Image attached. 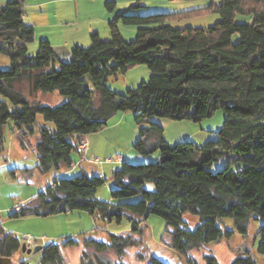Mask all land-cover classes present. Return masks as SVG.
<instances>
[{
    "label": "trees",
    "instance_id": "trees-1",
    "mask_svg": "<svg viewBox=\"0 0 264 264\" xmlns=\"http://www.w3.org/2000/svg\"><path fill=\"white\" fill-rule=\"evenodd\" d=\"M25 1L9 0L0 7V57L9 60V69L0 70V153L8 122L21 144L37 129L35 170L42 175L59 171L72 164L81 136L99 132L114 115L130 111L137 125L147 124L139 129L134 150L142 156L158 154L152 163H124L113 171L110 201L96 198L106 179L81 174L55 178L20 204L19 211L13 210L11 219L82 212L103 224L123 219L131 224L129 232L109 234L107 242L83 235L42 247L39 264H68L63 252L71 247L81 248L80 264H125L127 251L143 244L150 215L165 222L166 246L185 264H196L191 251L232 237L233 232L219 226L225 218L232 219L243 236L251 219L260 220L257 253L264 256V0L210 3L197 12H215L220 19L206 29L167 24L181 13L117 12L108 23L109 38L103 41L91 33L90 46L74 47L68 62L61 61L44 40L38 42L34 56L28 55L34 29L23 20ZM105 8L112 13L114 3L106 2ZM120 24L136 28L133 41L123 40ZM140 65L151 74L148 82L123 94L107 88L109 78ZM39 92H55L66 101L44 106L33 99ZM217 111L224 113L225 121L217 138L201 146L191 142L171 146L163 129L149 121L157 117L200 122ZM37 116L44 122L40 126ZM224 156H231V161L215 169ZM189 220L196 221L195 227ZM22 244L23 239L0 227V258L25 264L14 260ZM135 257L147 264H165L139 253ZM203 260L219 264L212 255ZM231 264L256 262L245 251Z\"/></svg>",
    "mask_w": 264,
    "mask_h": 264
},
{
    "label": "rangeland",
    "instance_id": "rangeland-1",
    "mask_svg": "<svg viewBox=\"0 0 264 264\" xmlns=\"http://www.w3.org/2000/svg\"><path fill=\"white\" fill-rule=\"evenodd\" d=\"M35 1L36 0H28L26 5L33 4ZM100 1L103 0H99V2ZM145 2L146 0H137L125 15L148 16L155 14L181 13L180 15H182V17L167 22V24L177 29H206L214 25L220 19L219 15L215 12H197L199 9L202 11L201 9L207 7L210 3H219V0H149L147 4ZM86 3L87 4L81 3V5L78 6V14L74 6L69 5L70 15L73 18L78 17V21H73L76 22L75 25H70L71 31L77 30L79 33L86 29L88 26L87 24H89L87 18L95 16V6L98 2L89 3L87 0ZM135 6L138 7L134 8ZM33 13L34 11H30L29 9V15H33ZM237 21L242 22L244 19L242 17H237ZM35 25L34 35L36 33L38 36L41 33L47 32L42 24L39 23ZM126 27L135 29V35L132 39L130 36H127V34H124L125 40H123L131 42L136 37V28L131 26ZM236 40L237 37H234L233 41L235 42ZM38 42H35L34 40L28 45L29 56L35 55ZM70 59L71 58L69 57L68 60L61 59V61L68 62ZM7 69H9V60L7 57L1 56L0 70ZM150 75L147 67L140 65L129 69L124 75H119L117 78H109L106 86L113 92L123 94L127 89H136L141 83L148 82ZM26 86L27 85L22 84L21 87L25 95L29 97ZM33 99L38 101L41 105L50 107L60 106L66 101L65 98L59 96L55 92H39L33 96ZM122 115H124L125 118L123 117L121 120ZM134 116V112L128 111L126 113H118L108 121L111 123L115 117L119 119V125L111 131V140L113 141V145H115V151L117 150V147H119L122 152H118L117 155L120 156L126 151L132 150L133 153L142 158L151 157L152 154L142 156L133 148L134 143L138 139L139 129L147 125L146 123L137 125L134 121ZM149 121L157 124L163 129V138L171 146L184 142H191L196 146H201L208 141H214L217 138L216 133L221 129L225 121V115L222 111H217L212 117L203 119L200 122L189 120L173 121L157 117H153ZM43 123L41 116H37L36 126H40ZM12 127V123L8 122L3 128L5 149L0 153V212L7 202L10 206H16L20 203H25L27 198L32 197V195L35 197L40 191L50 185L57 175V171H50L49 173L42 175L35 170L37 161L35 151L33 150L38 136L37 129L33 136L27 137L28 142L25 144V150H23L24 155H22V149L19 147L20 143H18L20 139L18 137V141V139L14 137V133L18 136L19 133L11 132ZM230 157L231 156L221 157L219 162L214 166L215 169H221L226 166L228 162L231 161ZM150 161L152 163L154 160L127 164L138 165L149 163ZM123 164L124 163L122 162L119 169ZM20 169H29L30 171L26 173L24 171H19ZM10 171H13L14 176L11 175ZM78 172L79 171L75 172L77 174L74 173V176L65 177V179L79 176ZM104 179H107V181L97 190L96 198L100 201L106 202L107 199L110 198L112 182L111 179L109 180L107 177ZM146 189L150 190L151 186L147 185ZM3 211L4 210H2V212ZM81 214L83 215L80 217ZM3 217L5 223H11L6 226L1 225L2 228L4 227V230L6 229V233L11 232L21 240H24L25 237L29 236L31 239L35 240L37 246L40 247L60 243L61 240L66 238H80L83 235L86 237H92L98 241L107 242L109 234L120 235L129 232L131 229V224L126 219H123L120 223L112 222L103 224L99 221H94L91 216L82 212H72L45 218L34 217L38 220L36 221L38 223H25V221H22L21 219H9V214L7 213L3 214ZM195 223V220H189V225H191L192 228L195 227ZM145 225L147 226V231H144L141 236L143 244L137 249H129L127 251V256L124 259L125 264H147L148 261L143 262L136 259L135 254L137 255L138 253L148 256V259L150 257L159 259L165 264H185L183 259L166 246V241L168 240L166 225L161 218L155 215H150ZM219 226L224 232H233L232 237L229 240L223 239L218 244L206 245L198 250L191 251L189 255L194 259L196 264H206L203 260L205 255L214 256L219 264H231L237 255L242 254L245 251L249 253L256 264H264V256L257 253V247L261 242V234L259 233L261 228L260 220L251 219L248 222L245 236L235 228L234 221L230 218L222 219ZM21 257L23 259L22 261H26L25 264H38L40 259L38 254H21Z\"/></svg>",
    "mask_w": 264,
    "mask_h": 264
},
{
    "label": "crops",
    "instance_id": "crops-1",
    "mask_svg": "<svg viewBox=\"0 0 264 264\" xmlns=\"http://www.w3.org/2000/svg\"><path fill=\"white\" fill-rule=\"evenodd\" d=\"M8 1L9 0H0V7H3ZM27 1L28 0L25 1V6H24V15H23L24 22L30 25L31 27H33V29L34 26H36L35 24L40 23L43 25L44 29L47 30V32L41 33L38 36L35 33L34 35L35 42L41 40L49 42V44L52 47V50L60 60L61 59L68 60V58L70 57V53L74 47L87 48L88 46H90L91 33L96 32L101 39L107 40L109 38L108 23L111 21L113 16L117 12L129 10V8H131L137 0H103L100 2L99 0H88L89 3L98 2V4H96L95 6L96 13L95 16H90L87 18V22L89 23L87 24L88 25L87 28L80 31L79 33L77 30L76 31L70 30L71 29L70 25H75L76 22L73 21L74 20L78 21V17L73 18L70 15L69 5H73L75 10H77L78 6L81 5V3L87 4L86 3L87 0H36L33 4L26 5ZM104 1L105 3L106 2L114 3V11L112 13L106 11L104 6L105 5ZM148 1L149 0H146L145 3L147 4ZM29 9L30 11H34L33 15H29ZM77 14H78V10H77ZM118 29L124 40H125L124 34L130 36L131 39L135 35L134 28H128L123 25H118ZM123 117L125 118V116L122 115L121 120ZM118 125H119V119L115 117L111 123L108 122V124L99 132L86 136L88 146H87V151L85 153V157L87 159L97 158L100 163L91 164L89 162H82L78 164L79 155L77 153H74L72 154V164H76L75 167L71 168L69 166L67 168H61L59 171L56 172L57 175L55 176V178H65L68 176H74V173L79 171L78 172L79 175L84 174L88 177L91 176H99L102 178L107 177L110 180L112 172L119 169L122 162L126 164L127 163L132 164L133 162L157 160L158 154L156 153L148 158L146 157L142 158L137 154L133 153L132 150L126 151L121 156L117 155L118 152H122V151L119 147H117V150L115 151L114 148L115 145H113L112 143L113 141L111 140V133H112L111 131L113 128H116ZM14 135H15L14 137H16L17 139L18 137H20V135L18 136L16 133H14ZM26 142H28L27 139H24L22 144L20 143V141L18 142L20 143L19 147L22 149L21 151L22 155H24L23 150H25ZM119 158L120 160H118ZM24 170L26 169H20L19 171H24ZM33 196L34 195H32V197L30 198H27L26 202H28V200H31ZM107 201H110V198L107 199ZM12 206H10L7 202L6 205H4L3 209H1L0 227L1 225L6 226L8 224L9 225L11 224L8 222L5 223L3 214L7 213L10 215V213H12L13 211ZM2 210L4 211L2 212ZM82 215L83 214H81L80 217ZM21 220L25 221V223H33V222L38 223L36 222L38 220H36L34 217L23 218ZM5 230L3 229L4 232H6ZM63 254L68 264H80V255H81L80 247L67 248L64 250ZM22 255H27V254H22ZM14 260L17 262L23 260L21 257V253L15 255Z\"/></svg>",
    "mask_w": 264,
    "mask_h": 264
},
{
    "label": "built area",
    "instance_id": "built-area-1",
    "mask_svg": "<svg viewBox=\"0 0 264 264\" xmlns=\"http://www.w3.org/2000/svg\"><path fill=\"white\" fill-rule=\"evenodd\" d=\"M87 141H86V137L85 136H81L79 139V142L77 144L76 147V153L79 155V162L78 164L82 163V162H89L91 164H98L100 163L99 160L97 158H92V159H87L85 157V153L87 151ZM120 160V158L118 159ZM76 164H71L70 167L74 168ZM20 205H16L14 206L12 209L14 211H19ZM24 244L26 245L27 249H33L34 247L37 246V242L33 239H31V237L27 236L24 238Z\"/></svg>",
    "mask_w": 264,
    "mask_h": 264
},
{
    "label": "water",
    "instance_id": "water-1",
    "mask_svg": "<svg viewBox=\"0 0 264 264\" xmlns=\"http://www.w3.org/2000/svg\"><path fill=\"white\" fill-rule=\"evenodd\" d=\"M41 249H42V247L36 246V247H34L31 250V249H27V247H26L25 244H22L21 245V253L22 254H27V255L37 254ZM0 264H15V263H13L11 259H8V258H0Z\"/></svg>",
    "mask_w": 264,
    "mask_h": 264
},
{
    "label": "bare ground",
    "instance_id": "bare-ground-1",
    "mask_svg": "<svg viewBox=\"0 0 264 264\" xmlns=\"http://www.w3.org/2000/svg\"><path fill=\"white\" fill-rule=\"evenodd\" d=\"M85 136V135H84ZM86 137V136H85ZM86 141H87V139H86Z\"/></svg>",
    "mask_w": 264,
    "mask_h": 264
}]
</instances>
